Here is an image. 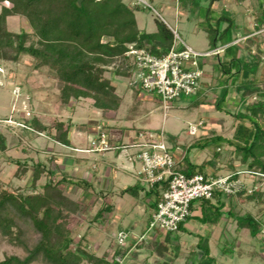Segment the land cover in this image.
<instances>
[{
    "label": "trees",
    "instance_id": "obj_1",
    "mask_svg": "<svg viewBox=\"0 0 264 264\" xmlns=\"http://www.w3.org/2000/svg\"><path fill=\"white\" fill-rule=\"evenodd\" d=\"M221 1L178 0L188 17L196 19L207 33L211 50L223 48L216 56L214 66L218 90L216 107H240L235 131L232 137L215 132L194 140L189 148H210L212 153V159L202 163L192 161L185 151L181 153L179 149L183 148L179 145H168L181 158L177 169L188 176L208 173V167L212 168L210 172L220 175L221 162H226L228 170L233 173L232 179L240 178L237 163L246 167L252 177H257L255 172L264 174V49L254 37L248 36L245 39L249 44L248 56L242 55L243 46L236 41V17L222 8L215 9ZM235 1L240 4L245 0ZM256 1L255 28L260 31L264 28V0ZM143 6L134 4L132 0H83L81 4L78 0H0V64L17 65L29 57L32 71L46 72L58 81V99L63 105L90 99L103 114L118 112L123 100L115 84L118 77L126 78L136 94L143 90L138 84H131L135 62L126 55L129 46L135 45L162 56L168 53L174 42V33L162 20L157 19L156 32L139 29L136 11L146 7ZM11 16L26 18L32 31L11 30L8 24ZM254 45L256 51L251 49ZM231 91L236 92L237 100L231 97ZM22 122L29 133L47 132L48 137L57 143L71 144L70 121L56 120L45 124L36 117H30L23 118ZM121 129L118 135L107 132L112 148L124 146L125 129ZM5 148L6 138L0 133V149ZM223 149L227 151L224 153ZM15 162L20 167L16 174L21 178L31 169L30 181L26 188H10L0 180V236L12 245L23 247L26 255L5 256L0 264H33L38 260L49 264H125L132 252L130 245L119 244L116 240L114 249L99 257L89 249L86 236L79 240L74 238L70 223L87 204L68 196L66 189L69 185L82 189V194L89 201L91 191L96 190L92 181L87 177L73 180L67 175L59 176L58 167L48 166L42 160L31 163L17 159ZM44 177L46 181L40 183ZM166 186L167 182L163 181L147 187L137 179L134 185L121 189L119 194H130L155 210ZM248 191L246 185L235 194L215 190L211 199L192 202V214L180 224L178 231L167 232L163 239L154 232L146 239H132V244L155 253L158 256L155 264H176L180 251L178 233L187 230L186 223L194 219L205 229L203 234L198 233L196 249L190 252L184 264H221L211 254L209 240L215 228L234 221L237 231L248 229L253 237L264 229V218L258 216V212H237L241 203L239 196L258 204L263 200L261 189L253 187L251 193ZM102 193L103 190L97 192V196L102 197ZM112 209L113 204L104 200L96 219L103 221V214ZM147 230L148 224L143 232ZM32 232L38 238L30 245L25 235ZM224 234H227L224 235L227 246L222 248V252L233 253L236 237L226 231Z\"/></svg>",
    "mask_w": 264,
    "mask_h": 264
},
{
    "label": "rangeland",
    "instance_id": "obj_2",
    "mask_svg": "<svg viewBox=\"0 0 264 264\" xmlns=\"http://www.w3.org/2000/svg\"><path fill=\"white\" fill-rule=\"evenodd\" d=\"M151 7H144L136 11L138 27L143 32L153 33L158 29L157 19L164 21L170 28L176 29L180 39L191 46L194 50L206 53L211 50V45L207 33L200 27L196 19L188 17V13L182 10L178 0H149ZM224 9L236 17L238 29L236 32L237 42L243 46L242 55L248 56V43L245 40L248 36L254 37L255 41L264 49V28L257 31L255 28L256 0H245L237 3L235 0H223L215 5V9ZM9 28L14 31L25 29L31 32V27L24 17L11 16L8 18ZM256 51V46L251 47ZM206 64H203L204 77L200 91L191 97H182L174 101L172 107L168 109L166 116L163 106L157 94L147 90H141L136 94L134 88L128 85L127 79L118 77L115 80L117 92L122 97V104L118 112L103 114L102 111L93 106L90 99H80L73 101L69 105H63L58 99V81L53 75L46 72L32 71L31 59L25 57L17 65L12 63H1L2 72L0 75V133L6 138V148L0 149V180L10 188L29 185L31 169L25 177L17 176L20 168L15 162L17 159L34 161H45L48 166L52 165V157H60L62 163L66 154L81 163L76 162V166L66 165V174L70 179L77 180L83 177V172L91 170L92 180L96 190L91 191L89 201L82 194V189L67 186L66 194L75 200H81L87 204L81 213L74 216L70 223L75 240L86 236L91 249L97 256L101 257L108 251L114 249V241L117 240L118 233L122 230L130 234L125 246L130 245L132 252L127 257L125 264H155L158 256L149 253L144 248H139L133 241L139 238H147L143 232L147 227L150 208L147 205L139 204L132 195H119V191L137 182V172L140 163L136 161V147L130 144L134 137L141 131L161 132L165 134L166 142L171 145H179L181 153L187 152L191 160L197 163L210 161L212 153L210 148L199 149L189 148L194 140L212 135L217 132L226 137H232L237 124L236 114L241 110L239 106H227L224 109L216 107L218 90L216 89L217 72L214 69L216 56L207 57ZM47 75V76H46ZM264 86V83H263ZM231 97L238 99L236 92L231 91ZM36 117L45 124L56 120L68 123L71 127L70 135L74 136V147H63L50 140L47 132L27 130L23 127L22 119ZM202 123L196 134H191V125ZM103 128L109 134L118 135L122 130L127 131L123 139L124 146L116 152V148L107 151V158L112 162V170L108 179L113 186L111 200L115 204L112 212L104 213L103 221L96 219L98 210L106 200L105 189L102 197L97 196V192L102 189V184L97 181L98 175H102L104 164V152L88 151L92 147V142L97 140L99 128ZM81 128H85L84 130ZM120 128V129H119ZM29 131V132H28ZM73 131V132H72ZM224 150V149H223ZM231 150V149H229ZM227 150H224V153ZM55 153V154H53ZM72 154V155H71ZM88 157V160H86ZM233 157V156H231ZM180 159V157H178ZM86 160L83 162V160ZM72 162V161H70ZM30 163V164H31ZM72 164V163H71ZM238 164L240 179L248 187L251 193L253 187L261 189L264 193V179L260 176L252 177L249 170ZM226 162H221V174L232 175L228 170ZM89 168V170L87 169ZM212 170L208 167V171ZM62 173V172H61ZM59 173V176L64 174ZM90 174V171L87 173ZM97 174V176H95ZM95 176V177H94ZM101 177V176H100ZM45 177L40 183L45 182ZM6 187V186H5ZM104 188V187H103ZM31 190V188H30ZM103 195H105L103 197ZM239 205L237 212L243 213L251 210L258 216L264 218V197L260 203L249 201L245 196L238 197ZM198 202L200 200H197ZM143 225L146 223V225ZM190 224L194 227L198 224L192 219ZM143 227V228H142ZM201 233L204 230L200 228ZM224 231L236 237L233 253L224 254L222 248L225 245ZM162 233V234H161ZM158 232L162 239L166 231ZM180 245L179 258L176 264H184L186 258L193 249H196L198 237L191 227L178 233ZM225 235V236H224ZM147 236V237H146ZM31 245L38 236L34 232L25 235ZM211 254L221 264H264V229L257 236L250 235L248 229L237 231L236 222L229 221L225 226L215 228L211 239ZM8 255H18L23 257L26 251L23 247L12 245L7 239L0 236V260ZM33 264H49L46 261L38 260ZM84 264H92L85 262Z\"/></svg>",
    "mask_w": 264,
    "mask_h": 264
},
{
    "label": "built area",
    "instance_id": "obj_3",
    "mask_svg": "<svg viewBox=\"0 0 264 264\" xmlns=\"http://www.w3.org/2000/svg\"><path fill=\"white\" fill-rule=\"evenodd\" d=\"M132 2L151 7L149 0ZM170 29L174 33V42L168 53L158 56L135 45H130L126 53L135 62L131 84H138L144 90L156 93L165 111L164 116L174 101L198 94L204 77L201 63L207 61V57L217 56L223 51L222 47L206 53L196 51L180 39L176 29ZM0 71L2 72V68ZM200 125L202 123L191 125L190 133L196 134ZM99 129L97 140L92 142V147L88 151L104 152L112 149L106 130L101 127ZM130 146L137 148L134 159L140 163L137 172L139 181L147 187H152L158 182H167L148 221L145 235L178 231L180 224L192 214V202L198 199H211L215 190L235 194L245 188L243 181L240 178L232 179V175H215L208 172L188 176L178 170L181 158L171 151L163 131H141L134 137ZM255 173L264 178V174ZM129 237L128 232L121 231L118 233L117 241L119 244H126ZM142 239L144 238H139Z\"/></svg>",
    "mask_w": 264,
    "mask_h": 264
},
{
    "label": "crops",
    "instance_id": "obj_4",
    "mask_svg": "<svg viewBox=\"0 0 264 264\" xmlns=\"http://www.w3.org/2000/svg\"><path fill=\"white\" fill-rule=\"evenodd\" d=\"M206 62H208V61H205L204 63H202V64H206ZM101 111V110H100ZM112 113H115V112H112ZM107 114H110V113H107ZM107 114H105V115H107ZM74 128V127H73ZM72 127H71V129H73ZM83 128H81L80 129V131L82 130ZM85 129V128H84ZM83 129V130H84ZM73 132V131H72ZM125 135L127 136L128 134H127V131L125 130V132H124V137H125ZM124 137H123V139H124ZM74 136L71 134L70 135V140H71V144H70V146H64V145H62V144H60V143H58L59 145H61V146H63V147H65V148H67V147H74ZM50 140H52V139H50ZM52 141H54V140H52ZM55 142V141H54ZM57 143V142H56ZM115 148V147H114ZM117 149V151L118 152H116L117 154H119V150L120 149H118V148H116ZM111 150V149H110ZM107 151H109V150H107ZM107 151H105L104 153H102V157H104V164H105V166H103L104 168H103V172H102V175H98V177H97V181L99 182V183H101L102 184V187H101V189L103 190V189H105V190H107V191H105V194H106V201L108 202V203H111V204H113V211H114V209H115V204L113 203V201L110 199L111 198V192H113L112 190H113V186L114 185H112L111 184V182L109 183V179H108V177H109V173H110V171L112 170V162L107 158ZM53 154H55V153H53ZM70 155V154H69ZM68 154H66V157L64 158V163H62L61 162V160H60V157L59 158H57V157H55V158H51L53 161H52V165H53V167L56 169L57 167L59 168H57V170H58V172H62L61 174H64V175H67L66 174V165L67 166H72V167H75L76 166V162L77 163H81V161L82 160H80V159H77V161H75L73 158H72V156L70 157ZM86 160H88V157H86ZM85 159L83 160V162H85L86 161ZM70 161H72V162H70ZM72 163V164H71ZM88 170H89V168H87ZM90 171V174L88 175L87 173ZM89 171H87L86 169L84 170V172H83V177H87L90 181H92L93 182V180H92V174H91V170H89ZM95 176H97V174L95 175ZM94 176V177H95ZM101 176V177H100ZM95 185V184H94ZM96 187V186H95ZM104 187V188H103ZM104 193V192H103ZM119 194V193H118ZM119 195H121V194H119ZM123 196V195H122ZM137 202L141 205V204H143V205H147L146 203H142V202H139L138 200H137ZM112 212V211H111ZM154 212V210H152V209H150V213H149V218L148 219H146V223L149 221V219H150V217H151V215H152V213ZM191 221V220H190ZM190 221H188L187 223H186V228H187V226H189V227H191V229L192 230H194L195 231V233H196V236L198 237V233H201V231H200V228H202L203 230L205 229V226L204 225H196L195 227L193 226V225H191L190 224ZM146 223L144 224V225H146ZM142 225H143V223H142ZM143 225V226H144ZM143 228V227H142ZM144 228H145V226H144ZM201 234H203V233H201ZM211 239V238H210ZM198 240H199V237H198ZM198 242V241H197Z\"/></svg>",
    "mask_w": 264,
    "mask_h": 264
},
{
    "label": "water",
    "instance_id": "obj_5",
    "mask_svg": "<svg viewBox=\"0 0 264 264\" xmlns=\"http://www.w3.org/2000/svg\"><path fill=\"white\" fill-rule=\"evenodd\" d=\"M83 2V0H78V3L81 4Z\"/></svg>",
    "mask_w": 264,
    "mask_h": 264
}]
</instances>
